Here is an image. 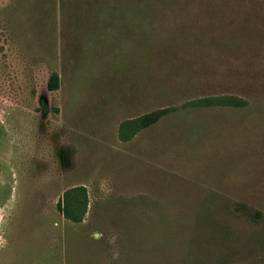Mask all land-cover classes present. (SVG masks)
I'll return each instance as SVG.
<instances>
[{
	"label": "rangeland",
	"instance_id": "obj_1",
	"mask_svg": "<svg viewBox=\"0 0 264 264\" xmlns=\"http://www.w3.org/2000/svg\"><path fill=\"white\" fill-rule=\"evenodd\" d=\"M0 264H264V0H0Z\"/></svg>",
	"mask_w": 264,
	"mask_h": 264
},
{
	"label": "trees",
	"instance_id": "obj_2",
	"mask_svg": "<svg viewBox=\"0 0 264 264\" xmlns=\"http://www.w3.org/2000/svg\"><path fill=\"white\" fill-rule=\"evenodd\" d=\"M59 88V77L58 74H53L48 82V89L50 91H55ZM202 100V101H201ZM201 103L203 105L201 106H228V107H235L240 108L247 105V102L243 100L240 97H234V96H221V97H206L204 99H199L198 102H193L190 104H198ZM194 106V105H191ZM172 109L164 108V109H158L153 112H150L142 117H140L136 123L138 125V129L148 128L156 123H158L164 116H166ZM83 190V189H79ZM62 207L61 203L58 204L59 210L62 212V214L70 221L73 222H81V218L74 217L72 213L70 212L69 205Z\"/></svg>",
	"mask_w": 264,
	"mask_h": 264
},
{
	"label": "clouds",
	"instance_id": "obj_3",
	"mask_svg": "<svg viewBox=\"0 0 264 264\" xmlns=\"http://www.w3.org/2000/svg\"><path fill=\"white\" fill-rule=\"evenodd\" d=\"M103 183L105 185H110L111 183H113L112 178L111 177H107Z\"/></svg>",
	"mask_w": 264,
	"mask_h": 264
}]
</instances>
